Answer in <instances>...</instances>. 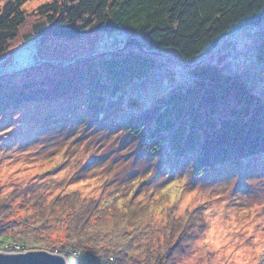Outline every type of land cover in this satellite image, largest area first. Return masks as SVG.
Wrapping results in <instances>:
<instances>
[{
    "label": "rangeland",
    "instance_id": "1",
    "mask_svg": "<svg viewBox=\"0 0 264 264\" xmlns=\"http://www.w3.org/2000/svg\"><path fill=\"white\" fill-rule=\"evenodd\" d=\"M7 1L0 0V7ZM51 2L31 0L23 9L34 12ZM263 30L264 23L225 37L201 62L240 73L263 96L264 70L252 61ZM126 38L120 32L77 39L46 36L0 56L7 90L34 83L50 95L0 113V224L12 226L15 221L26 229L46 217L50 242L67 241L65 215L58 216V202L51 203L67 196L75 204L97 202L109 215L127 211L139 225L136 234L145 235L146 242L161 238L169 215L187 220L193 236L172 264H264V152L195 176L191 157L174 159L167 146L149 152L143 139L118 126L146 109L150 100L193 81L174 50L151 53L156 66L120 97L93 88L104 95H95L87 106L86 91L76 90L78 83L60 89L66 76H79L86 68L89 80H105L100 62L108 54L139 53ZM108 222L105 229L110 232L113 224L123 223L112 217ZM140 250L132 249L131 256L139 259ZM67 255V264H105L94 256L80 263L81 254Z\"/></svg>",
    "mask_w": 264,
    "mask_h": 264
},
{
    "label": "trees",
    "instance_id": "2",
    "mask_svg": "<svg viewBox=\"0 0 264 264\" xmlns=\"http://www.w3.org/2000/svg\"><path fill=\"white\" fill-rule=\"evenodd\" d=\"M29 1L8 0L0 7V56L41 37L77 39L95 32L124 33L126 43L140 49L139 53L108 54L100 62L105 80H89L84 76L86 68L79 76H66L60 82V89L78 83L76 90L86 91L87 106L93 104L95 95H104L95 94L93 88L120 97L156 66L151 53L175 51L193 81L178 84L118 123L130 136L143 139L149 152L167 146L174 159L191 157L195 176L264 152V95H257L240 73L201 62L225 37L260 27L264 0H52L27 12L23 7ZM252 57L264 70V30ZM7 77L0 75V113L21 102L50 98L46 88L34 83L7 90ZM53 200L58 202V216L65 215L68 223L67 241L50 242L48 219L43 216L39 225L26 229L15 221L12 226L0 224V250L15 245L22 252L49 251L55 246L65 259L69 252L81 254L80 263L94 256L105 264H172L193 236L187 220L169 215L161 238L146 242L145 235L136 234L139 225L127 211L111 216L94 201L75 204L67 196ZM110 217L123 221L113 224L111 232L105 229ZM138 247L139 259L131 256V250Z\"/></svg>",
    "mask_w": 264,
    "mask_h": 264
},
{
    "label": "water",
    "instance_id": "3",
    "mask_svg": "<svg viewBox=\"0 0 264 264\" xmlns=\"http://www.w3.org/2000/svg\"><path fill=\"white\" fill-rule=\"evenodd\" d=\"M0 264H67L65 258L47 251H28L19 254L0 252Z\"/></svg>",
    "mask_w": 264,
    "mask_h": 264
},
{
    "label": "built area",
    "instance_id": "4",
    "mask_svg": "<svg viewBox=\"0 0 264 264\" xmlns=\"http://www.w3.org/2000/svg\"><path fill=\"white\" fill-rule=\"evenodd\" d=\"M7 251H9V252H7ZM12 251H14V252H12ZM48 252H50V253H52V254H54V255H59L58 253V251L57 250H49ZM4 253H8V254H19V253H23L22 251H20L19 249H16V250H12V249H6V251L4 252Z\"/></svg>",
    "mask_w": 264,
    "mask_h": 264
}]
</instances>
